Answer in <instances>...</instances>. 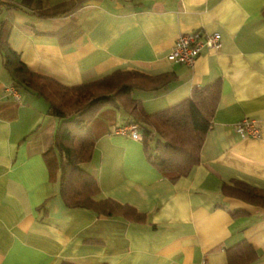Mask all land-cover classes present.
I'll return each instance as SVG.
<instances>
[{"label":"crops","instance_id":"crops-1","mask_svg":"<svg viewBox=\"0 0 264 264\" xmlns=\"http://www.w3.org/2000/svg\"><path fill=\"white\" fill-rule=\"evenodd\" d=\"M220 35L191 66L168 60L179 34ZM0 31L33 72L76 85L114 71L166 76L135 89L146 112L172 106L214 81L220 94L198 162L175 180L146 158L141 140L115 133L123 110L104 106L89 123L94 149L83 167L110 198L143 216L66 206L60 171L44 151L58 118L17 90L0 53V264H228L244 239L264 264V207L223 186L264 194V0H0ZM16 94V95H15ZM255 119L259 138L235 130Z\"/></svg>","mask_w":264,"mask_h":264},{"label":"trees","instance_id":"trees-1","mask_svg":"<svg viewBox=\"0 0 264 264\" xmlns=\"http://www.w3.org/2000/svg\"><path fill=\"white\" fill-rule=\"evenodd\" d=\"M0 53L13 87L43 98L48 104L47 112L59 120L52 145L43 154L47 162L60 171V195L66 206L91 209L105 215L143 216L129 205L110 198H98L100 189L95 177L81 167L94 149L89 123L108 104L123 110L127 115L126 122L139 125L146 158L163 176L175 180L197 164L199 149L219 98L218 81L193 87L188 98L149 113L133 98L132 91L163 88L170 78L118 70L67 86L31 71L8 46L6 34L1 31ZM223 192L264 207V194L252 189L224 185ZM257 257L256 251L244 239L227 248L228 264H249Z\"/></svg>","mask_w":264,"mask_h":264},{"label":"built area","instance_id":"built-area-1","mask_svg":"<svg viewBox=\"0 0 264 264\" xmlns=\"http://www.w3.org/2000/svg\"><path fill=\"white\" fill-rule=\"evenodd\" d=\"M220 35L217 32L203 34L196 30L190 33L179 34L167 55L168 60L191 66L203 47L218 49L220 46ZM16 95V94H15ZM235 130L241 135L251 138H259L261 129L255 119L243 118L235 125ZM115 133L142 140V133L136 122H127L118 125ZM202 260L200 264H204Z\"/></svg>","mask_w":264,"mask_h":264},{"label":"rangeland","instance_id":"rangeland-1","mask_svg":"<svg viewBox=\"0 0 264 264\" xmlns=\"http://www.w3.org/2000/svg\"><path fill=\"white\" fill-rule=\"evenodd\" d=\"M83 164H84V163L81 164V167H82V168H84V167H83Z\"/></svg>","mask_w":264,"mask_h":264}]
</instances>
